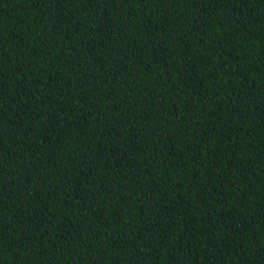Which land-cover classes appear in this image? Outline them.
Wrapping results in <instances>:
<instances>
[{
  "label": "trees",
  "instance_id": "16d2710c",
  "mask_svg": "<svg viewBox=\"0 0 264 264\" xmlns=\"http://www.w3.org/2000/svg\"><path fill=\"white\" fill-rule=\"evenodd\" d=\"M0 264H264V0H0Z\"/></svg>",
  "mask_w": 264,
  "mask_h": 264
}]
</instances>
